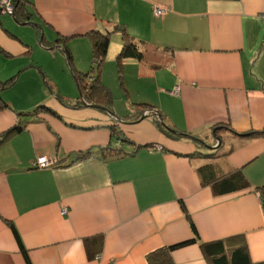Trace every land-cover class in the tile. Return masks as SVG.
I'll list each match as a JSON object with an SVG mask.
<instances>
[{"label":"crops","instance_id":"crops-1","mask_svg":"<svg viewBox=\"0 0 264 264\" xmlns=\"http://www.w3.org/2000/svg\"><path fill=\"white\" fill-rule=\"evenodd\" d=\"M24 1L29 22H0V61L12 66L0 79L18 73L15 83L26 74L34 81L27 99L2 92L0 134L24 128L0 145V264H28L23 249L31 264H149L150 252L195 236L190 218L200 242H245L251 261L263 262L264 0ZM155 4L167 13L155 16ZM116 25L144 52L122 61L147 81L127 112L49 96L41 76L51 72L34 50L66 60L72 74L88 72L89 33L111 31L114 57L123 44ZM136 103L186 136H168L150 115L127 119ZM40 105L59 117L21 115ZM105 146L120 154H102ZM41 156L59 161L34 167ZM237 173L249 187L215 193V181L220 187ZM200 242L175 249V264H209Z\"/></svg>","mask_w":264,"mask_h":264},{"label":"trees","instance_id":"trees-1","mask_svg":"<svg viewBox=\"0 0 264 264\" xmlns=\"http://www.w3.org/2000/svg\"><path fill=\"white\" fill-rule=\"evenodd\" d=\"M1 1V0H0ZM15 3V18H20L22 21L29 22L31 19V12H29L26 8V4L24 0H14ZM2 15H10L11 14L7 13L4 11V8L0 5V22H1V17ZM13 16V17H14ZM113 30H117L121 32L123 44L118 52L116 58L118 60V63L121 64L124 59L127 58H135L138 60L143 59L144 57V52L140 48L139 42L133 37L129 32L125 30V28L122 25H116L113 27ZM111 31H106V32H101V31H92L89 33V37L91 38L92 41V46H93V63L91 65V70H94L95 67H98L99 70L102 68L103 62L106 60L110 43H111ZM68 61L74 69L73 66V58L68 50V48H63ZM91 71L89 70L88 72H80L73 70L74 77L76 79V83L80 92V98L77 99L75 103H68L67 98L63 97L59 91L57 92V98L64 104H67L69 106H74V107H79V106H89L90 104H99V108H102L103 106L106 110H113L112 107V94L111 91L108 89V87L101 81V71L99 73L96 72V74L91 75ZM19 74L17 73L16 75L2 80L0 79V111L4 110L5 108L8 107L7 102L4 100L2 96V92L9 87L13 86L18 78ZM48 88L51 90L52 93L53 89L51 88L50 84L46 82ZM135 107V113H131L130 115L127 116V119L130 120H135L140 118L146 110H148V107H151L150 104L147 103H136L134 105ZM49 112L55 116L59 115L49 106L47 105H40L37 106L35 109L32 111L26 112V113H21V115H31V116H36L40 112ZM152 111V110H151ZM154 113H157L156 111H152ZM155 121L157 122V125L160 127V129L166 133L168 136L174 137V138H181L185 134L181 132H176L174 129H172L170 126L166 125L164 122L163 118L162 120L159 119V117L156 116ZM24 128L23 125H17L15 127H12L11 129L3 132L0 134V145L5 142L7 139H9L13 134L16 132L21 131ZM114 134L116 136H120V132L113 127ZM262 132H256L255 134H260ZM218 134V132H217ZM186 136V135H185ZM103 150L101 153H108L110 154L111 152L113 154H120L119 150L115 147L111 146H105L101 147ZM112 150V151H111ZM92 153V150H88L82 154H79V157H86L89 154ZM106 153V154H107ZM59 161V159H57ZM58 163V162H57ZM37 167V166H34ZM233 178H237V183L233 180V178H224L222 186L219 187V183L215 181V184L218 186L214 185V191L215 193L219 194H225L229 191H236L239 189L247 188L250 186L249 181L247 178L242 174V173H237L232 176ZM239 183V185H237ZM262 190V193L264 194V186L259 187ZM187 217L190 218V216L187 214ZM190 224L193 229V232L195 236L189 240H185L182 242H178L173 245H169L166 247H161L159 249H156L152 252H150L147 255V261L149 264H175L172 258V252L182 246L193 244L200 242L199 234L196 229V226L190 218ZM13 229L15 232V235L18 239V241L21 243V238L19 236L18 230L15 228L13 225ZM227 241L226 240H217L213 242H207L203 243L200 242L201 248L209 262V264H264L263 262H258L254 263L251 261L250 255L248 248L246 246L245 242H241V244L235 245V246H228L226 245ZM23 252L27 258L28 264H31L30 259L28 258V254L26 250L23 249Z\"/></svg>","mask_w":264,"mask_h":264},{"label":"rangeland","instance_id":"rangeland-1","mask_svg":"<svg viewBox=\"0 0 264 264\" xmlns=\"http://www.w3.org/2000/svg\"><path fill=\"white\" fill-rule=\"evenodd\" d=\"M3 1V0H1ZM0 1V5L2 2ZM7 2L11 3V6L8 8V6H5V10L9 11V14L12 16L15 15V3L14 0H6ZM15 17V16H14ZM18 21H22L20 18H16ZM25 23V22H22ZM111 37V35H110ZM35 55L41 58V61L44 64V67L48 69L51 73V77L47 78L42 74L41 78L45 85L47 93L49 96L51 93V90L46 85L47 82H50V85L55 88L53 90L54 93H52L54 96H57L58 89H61V93L64 94L63 97L68 98V103H75L78 98H80V92L77 86V83L75 81V78L72 74V70L70 69L68 62L66 60L65 64H62L61 62H58L52 58V56L49 53L46 52H40L39 50H34ZM109 52L107 54L106 60L102 64L101 70L98 69V67H95L94 70H91V75H94L99 73L101 71V81L108 87V89L111 91L112 94V107L113 110H118L119 112H127L129 105H133V102L135 101V98L141 95L144 89V85L146 84L145 79H140L136 72L134 70H129L126 68L123 63L119 64L118 60L116 58V54L114 57L111 55L109 56ZM52 53V52H51ZM92 64V61H91ZM87 65V64H83ZM11 65H8L7 69H11ZM5 69L4 65L0 61V71L4 72L7 71ZM26 77V78H25ZM46 78V79H45ZM33 80L31 79L30 75H24L19 80V82L15 83L13 86H11L7 91L12 96L13 99L21 100L23 97L26 99L28 98L27 95H29L32 90L30 88L33 85ZM53 95L51 97H53ZM99 105V104H98ZM104 108L103 106H101ZM112 110V111H113ZM156 111L152 107H148L147 111H150V113H144V115H150L156 118L158 117V113L152 112ZM111 111V112H112ZM114 112V111H113ZM160 119V118H159ZM191 136V135H190ZM201 142H204L202 139H200ZM208 145V144H205Z\"/></svg>","mask_w":264,"mask_h":264},{"label":"built area","instance_id":"built-area-1","mask_svg":"<svg viewBox=\"0 0 264 264\" xmlns=\"http://www.w3.org/2000/svg\"><path fill=\"white\" fill-rule=\"evenodd\" d=\"M2 4L1 6L4 8L5 6H8V8L11 6V3L10 2H7L6 0H3L1 1ZM153 13L155 16L157 17H162L164 16L166 13H167V8H165L164 6L162 5H153ZM4 11L9 13L8 10H5L4 8ZM260 17L263 21V24H264V11L260 14ZM173 95H178L180 93V87L177 86L172 92H171ZM150 113V111H146L145 113ZM57 165V159L54 158V157H48V156H41V157H37V159L35 160L34 162V166H39V167H52V166H56ZM61 213L64 215V214H67L68 213V209L65 207L61 210Z\"/></svg>","mask_w":264,"mask_h":264},{"label":"water","instance_id":"water-1","mask_svg":"<svg viewBox=\"0 0 264 264\" xmlns=\"http://www.w3.org/2000/svg\"><path fill=\"white\" fill-rule=\"evenodd\" d=\"M90 106H92V107H100L97 104H90ZM109 113H111V111H109ZM112 115L114 116V114H112ZM158 117L162 120V115L161 114H158ZM174 131H176V130H174ZM176 132H178V131H176ZM213 136H214L215 139H218V140L220 139L219 135L217 134V129L213 130Z\"/></svg>","mask_w":264,"mask_h":264},{"label":"flooded vegetation","instance_id":"flooded-vegetation-1","mask_svg":"<svg viewBox=\"0 0 264 264\" xmlns=\"http://www.w3.org/2000/svg\"><path fill=\"white\" fill-rule=\"evenodd\" d=\"M219 138H220V136H219ZM219 141H221V138L219 139Z\"/></svg>","mask_w":264,"mask_h":264},{"label":"clouds","instance_id":"clouds-1","mask_svg":"<svg viewBox=\"0 0 264 264\" xmlns=\"http://www.w3.org/2000/svg\"><path fill=\"white\" fill-rule=\"evenodd\" d=\"M156 115H157V113H156Z\"/></svg>","mask_w":264,"mask_h":264}]
</instances>
